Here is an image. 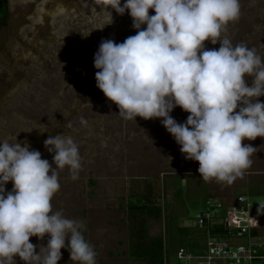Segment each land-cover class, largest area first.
<instances>
[{
	"label": "rangeland",
	"instance_id": "374dc122",
	"mask_svg": "<svg viewBox=\"0 0 264 264\" xmlns=\"http://www.w3.org/2000/svg\"><path fill=\"white\" fill-rule=\"evenodd\" d=\"M6 2V24L0 25V143L28 145L56 168L54 153L44 141L63 134L73 138L81 169L77 179L68 167L58 170L60 190L52 200L53 211L83 222L81 231L97 252L96 264H142L130 257L128 208L140 189L144 196L153 190L155 204L162 207V218L149 221V234L163 238L165 264H180V248L196 252L192 235L200 233L196 216L210 195L209 182L200 178L199 162L180 151L162 118L125 119L97 87L94 57L102 40L122 43L139 31L129 11L121 15L101 0ZM125 2L121 0V6ZM240 4L239 19L222 35L233 45L244 42L256 48L264 60V0ZM149 14L154 15V9ZM219 47V42L205 41L206 49ZM245 79L251 86L253 77ZM257 99L264 102V96ZM189 114L179 106L170 113L178 123L186 122ZM243 143L257 148L251 159L264 171V137ZM12 187L9 181L5 195ZM237 192L252 194L255 201L262 195H253L246 185ZM49 238L33 236L30 241L39 253ZM197 244L202 248L200 237ZM61 253L58 264H75L67 246ZM14 264L25 262L16 256Z\"/></svg>",
	"mask_w": 264,
	"mask_h": 264
},
{
	"label": "clouds",
	"instance_id": "9594fccd",
	"mask_svg": "<svg viewBox=\"0 0 264 264\" xmlns=\"http://www.w3.org/2000/svg\"><path fill=\"white\" fill-rule=\"evenodd\" d=\"M101 2L121 15L129 11L139 31L122 43L102 40L94 57L97 87L125 119L162 118L186 159L199 162L204 182L232 184L257 149L243 141L264 137V102L257 99L264 96V60L256 48L233 45L222 35L239 19L240 0ZM208 40L220 47L206 49ZM246 75L253 77L251 86ZM177 106L190 113L184 123L170 115ZM44 145L56 168L28 145L0 143V264H14L16 256L25 264H58L66 246L75 264H96L83 222L52 205L60 190L58 170L68 167L78 178L79 147L64 134L49 136ZM9 181L13 187L5 195ZM46 234L47 245L37 253L30 238Z\"/></svg>",
	"mask_w": 264,
	"mask_h": 264
},
{
	"label": "built area",
	"instance_id": "2783aa9c",
	"mask_svg": "<svg viewBox=\"0 0 264 264\" xmlns=\"http://www.w3.org/2000/svg\"><path fill=\"white\" fill-rule=\"evenodd\" d=\"M196 224L202 248H180V264H264V193L258 201L238 195L232 204L209 198Z\"/></svg>",
	"mask_w": 264,
	"mask_h": 264
},
{
	"label": "trees",
	"instance_id": "16d2710c",
	"mask_svg": "<svg viewBox=\"0 0 264 264\" xmlns=\"http://www.w3.org/2000/svg\"><path fill=\"white\" fill-rule=\"evenodd\" d=\"M6 5V0H0V25L8 14ZM132 198L134 201L128 202L131 223L130 257L134 261H142V264H165L164 240L162 237L151 236L148 229L151 219L162 218V207L160 204H155L153 190H150L147 196L138 193L134 194ZM200 235L201 233L198 234V237ZM195 248H197V241Z\"/></svg>",
	"mask_w": 264,
	"mask_h": 264
},
{
	"label": "crops",
	"instance_id": "0c3cea01",
	"mask_svg": "<svg viewBox=\"0 0 264 264\" xmlns=\"http://www.w3.org/2000/svg\"><path fill=\"white\" fill-rule=\"evenodd\" d=\"M256 166L257 165H254L252 163V165L247 170H245L244 174L238 177L230 185L225 184V183H218L215 180H212L211 182H209V188H210L209 194L210 195L205 200V203L209 198H216L228 204H232L235 202L236 197L238 195H245V194H240L237 192V187L242 186V185L249 186L250 190L254 191L253 195L263 194L264 193V171H259L261 170L260 167H256ZM211 195L214 197H212ZM251 195H248V196L252 199ZM197 238H198V235H194V240L197 241Z\"/></svg>",
	"mask_w": 264,
	"mask_h": 264
},
{
	"label": "flooded vegetation",
	"instance_id": "af4514ba",
	"mask_svg": "<svg viewBox=\"0 0 264 264\" xmlns=\"http://www.w3.org/2000/svg\"><path fill=\"white\" fill-rule=\"evenodd\" d=\"M6 4H7V2H6ZM7 6V12H8V10H9V6H8V4L6 5ZM8 15V14H7ZM6 22V19H5V21L2 23V24H6L5 23ZM139 194H141L142 193V189H140V191L138 192ZM137 193V194H138Z\"/></svg>",
	"mask_w": 264,
	"mask_h": 264
}]
</instances>
